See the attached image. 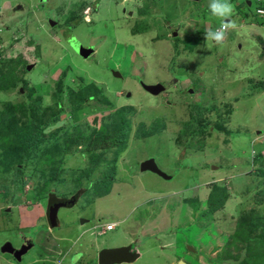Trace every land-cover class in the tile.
Instances as JSON below:
<instances>
[{"label":"rangeland","instance_id":"obj_1","mask_svg":"<svg viewBox=\"0 0 264 264\" xmlns=\"http://www.w3.org/2000/svg\"><path fill=\"white\" fill-rule=\"evenodd\" d=\"M17 1L28 4L12 9ZM231 2L235 28L217 44L205 36L220 23L209 0H0L1 53L22 58L19 80L0 88V98L22 103L34 87L29 96L44 95L46 115L59 100L65 108L58 121L44 124L51 140L40 141L39 149L59 158L67 147L58 162L44 163L42 173L29 174L33 165L24 162L22 189L5 195L0 188V246L26 235L36 243L25 261L51 248L81 249L97 264L95 243L128 239L141 256L115 264H228L221 258L228 248L240 250L230 239L243 215L253 208L264 216V176L254 171L264 163V18L255 13L256 0ZM73 13H85V19L60 29ZM48 16L61 23L58 29ZM186 36L200 40L189 47ZM70 38L94 52L80 55ZM158 81L165 86L158 94L142 85ZM68 87L87 94L72 112ZM19 105L14 115L24 122L26 106ZM118 112L126 125L121 146L105 142L100 129L107 117L120 118ZM72 137L81 139L72 143ZM260 149L263 157L253 162ZM148 156L172 177L141 171L139 162ZM11 172L0 170L1 187ZM215 182L230 195L212 207ZM78 190L77 202L60 205L58 223L50 226L49 193L72 196ZM107 220L117 223L101 226ZM191 243L195 250L187 248ZM15 261L0 250V264Z\"/></svg>","mask_w":264,"mask_h":264},{"label":"trees","instance_id":"obj_2","mask_svg":"<svg viewBox=\"0 0 264 264\" xmlns=\"http://www.w3.org/2000/svg\"><path fill=\"white\" fill-rule=\"evenodd\" d=\"M76 17L80 18L81 15L68 14L63 20L67 24L71 23L73 26L74 24H72V22L76 20ZM199 40V36H186L184 38L186 46L189 47H192ZM0 55V88L7 89L15 86L19 80L15 71L18 68L17 63H20L22 58L14 60L12 57L5 55V53H1V50ZM24 81L26 82V80ZM33 88L34 87L29 86V93H32V90H36ZM60 89H62V85H60L59 90ZM66 92L70 99V112L76 111L87 98V96H85L87 95L85 93V88L77 90L68 87L66 88ZM29 93L27 96L29 99L21 101L22 103H12L10 100L0 98V147L4 148V151L0 150V170H3V166L4 171L5 168H10L12 170L8 183H4V187L0 186V188L5 189V195L17 191L19 188H23L25 183L23 176L24 162H30L33 165L31 166L32 171L30 170L29 174L33 175V172L34 174L36 172L42 173L43 169L47 166L44 165V163L46 164V162L49 161L58 162L60 155L64 152L63 149L67 148L66 146L63 147L59 158H56L54 154L43 155L44 151L39 149V142H47L51 140V135L46 137L43 126L44 124H48V122L58 121L60 113L65 107H63L60 101L57 100L56 107L54 109L49 107V114L46 115V112L43 113L42 108L46 106L48 107L49 103L45 101L44 95L37 93L34 97L32 96L33 98H30ZM19 104L24 105V107L26 106L25 114L27 115V119L24 122L19 121L14 115V109L19 107ZM118 114L119 117L122 115L121 112H118ZM115 116L116 115L107 117L106 123L102 128L100 127V129L106 131L103 133L102 137L105 142L107 139L111 138L112 141L108 142L121 146V139L125 133L126 125L121 117L120 119ZM227 130L229 131L230 129ZM100 136H102V134H100ZM72 138V143L81 139L79 137L75 139L74 137ZM105 142H103V144ZM8 149H13V153H8ZM261 153V149L256 152L253 156V162L258 161L259 158L263 157V154ZM254 171L255 173L261 172L264 176V163L261 165L258 164ZM39 176L42 178L41 174L36 175V177ZM53 176L54 175H52V177ZM48 180H50V177L46 181ZM12 182H14V188L11 186ZM223 184L220 182L214 183V186L216 187L212 189L209 195V201L212 207L223 205L226 198L230 195L227 187ZM81 190L75 192L71 197L66 196V194L60 196L54 191L50 192L48 195L46 211H48L54 203L61 202L62 204L72 205L74 202H77ZM1 192L3 191L1 190ZM236 227L235 233L231 235L230 246H232L231 244L233 242L235 243V248L238 250L236 244H240V250L233 253L230 248L226 249L227 255H224L221 260H226L228 264H264V216L257 211L255 212L252 208L249 210V213L243 215L242 220L239 221ZM238 234L240 235L239 238H237Z\"/></svg>","mask_w":264,"mask_h":264},{"label":"water","instance_id":"obj_3","mask_svg":"<svg viewBox=\"0 0 264 264\" xmlns=\"http://www.w3.org/2000/svg\"><path fill=\"white\" fill-rule=\"evenodd\" d=\"M249 3H251L250 0H248ZM20 7V4H17L15 6L16 9ZM131 12V10H129ZM48 21L50 25H54L57 21L52 19V17H48ZM70 42L72 47L75 49L76 52H78L80 55H83L85 57H88L90 53L94 52L93 46H87L82 44L78 39H71ZM29 67H32V64L29 65ZM114 75H121V71L118 69L113 70ZM144 89L148 91L151 94H158L161 91L165 89V86L162 82H143L142 83ZM20 90H22V87H20ZM127 94H130V91L127 92ZM139 169L141 171L144 170H150L161 177L165 179L171 178V174H168L167 172L163 171L159 165L157 164L155 157L148 156L144 159H142L139 162ZM62 203H54L48 210V221L51 226H55L58 222V209ZM9 207H7L8 209ZM81 222H84L87 219L81 218ZM33 245V241H24L19 247H16L13 245L12 241L6 240L2 243L0 246V250L2 252H10L14 253V255L21 259L23 254L27 252V250ZM187 248L190 250H195L194 245L187 244ZM98 263L99 264H114V263H121V262H132L135 261L137 258L141 256V251L138 249L132 248V242H126V244L121 245H113V246H104L101 247L98 250ZM180 264H189L184 259H180Z\"/></svg>","mask_w":264,"mask_h":264},{"label":"clouds","instance_id":"obj_4","mask_svg":"<svg viewBox=\"0 0 264 264\" xmlns=\"http://www.w3.org/2000/svg\"><path fill=\"white\" fill-rule=\"evenodd\" d=\"M256 1H257V3L255 6V10H256L257 5L259 4V1L258 0H256ZM247 2H248V0H247ZM251 3H253V0ZM208 8L211 12V15L218 18L220 23H219V26L215 28V30H207V29L205 30L206 41L210 40V41H214L217 44H222L224 42L226 36H227L228 31L232 28H235V22L231 20V17L233 16L234 11H235L234 5L231 2V0H209ZM256 11H255V13H257ZM262 14H264V13H262ZM73 15H81L80 18L76 17V20H84L85 19L84 18L85 13H75V14L73 13ZM259 15L263 16L261 14H259ZM48 17H51V16H48ZM48 17H46V18H47V22L49 23ZM57 23H58V21L54 25H56ZM54 25H50V26H54ZM89 186H91V185H89Z\"/></svg>","mask_w":264,"mask_h":264},{"label":"flooded vegetation","instance_id":"obj_5","mask_svg":"<svg viewBox=\"0 0 264 264\" xmlns=\"http://www.w3.org/2000/svg\"><path fill=\"white\" fill-rule=\"evenodd\" d=\"M30 1H32V0H30ZM79 1H75L74 2V4H76V3H78ZM98 2H95V4H94V7H96V6H99L98 4H97ZM17 4H20V7H19V9H23V8H25V6H26V4H28L27 2H25L24 1V3H22L21 1H17L16 2V4L15 5H13L11 8L13 9V8H15V6L17 5ZM53 7V6H52ZM54 8V7H53ZM19 9H17V10H19ZM72 10V9H71ZM74 10V9H73ZM53 12H54V10H52ZM52 12V13H53ZM62 12H63V10H62ZM64 21V20H63ZM79 22V20H75V21H73L72 22V20H71V22L72 23H74L75 22V24L77 23V22ZM58 23H59V21H58ZM58 23L55 25V27H57V29L60 27V24L58 25ZM66 24V22L64 21L63 22V24L61 25V28L60 29H65V27H68L67 25H65ZM70 36H68V37H66V39H68ZM70 40V39H69ZM32 68V67H31ZM71 197V196H70ZM47 212V220H48V211H46ZM58 223V222H57ZM57 225V224H56ZM19 243H17V244H15V246L16 247H19L24 241H33V245L31 246V247H33L34 245H35V243H36V241H35V238L34 237H31V236H26V235H22V236H19ZM13 243V242H12ZM14 245V244H13ZM30 247V248H31ZM29 248V249H30ZM132 248L133 249H135L136 247H135V243L134 242H132ZM28 252H29V250H27V254H28ZM8 253H10V252H8ZM68 252H65V254L63 253V254H61V255H58V257L56 258V256L54 257L55 259L54 260H57V262H58V264H60L61 262H65L66 260H69V262H70V264H75L76 262H78V260H80V258H83L84 260H83V262L84 263H86V264H91V257L87 254V252L86 251H83V250H81V249H79V250H77V251H74V252H70L69 254H67ZM18 261H15L16 262V264H31V262L29 261V263H22L25 259H24V257H25V253L23 254V256H22V258L21 259H18L15 255H14V253H11ZM26 254V255H27ZM70 257V258H69ZM76 257H79V259L78 258H76ZM45 262H48V264L49 263H52L53 262V259L50 257V258H44L43 259V261H40V263L41 264H44ZM96 262H97V264H99L98 263V256H97V260H96ZM115 264V263H114Z\"/></svg>","mask_w":264,"mask_h":264},{"label":"crops","instance_id":"obj_6","mask_svg":"<svg viewBox=\"0 0 264 264\" xmlns=\"http://www.w3.org/2000/svg\"><path fill=\"white\" fill-rule=\"evenodd\" d=\"M251 2H252V0H250ZM249 5H251L252 3H249V2H247ZM263 17V16H262ZM264 18V17H263ZM79 21H81V20H79ZM77 22V21H76ZM78 23V22H77ZM76 23V24H77ZM72 24H74L75 25V22L74 23H72ZM72 26V25H71ZM142 41V40H141ZM95 50V49H94ZM253 82H254V79H253ZM261 82V81H260ZM254 84H255V82H254ZM47 220V219H46ZM48 221V220H47ZM49 222V221H48ZM113 222H115V223H117L116 221H114V220H107V221H105V222H103L102 224H101V226H104V225H106V223H113ZM82 223V222H81ZM50 225V224H49ZM51 226V225H50ZM104 230H107V228L105 229H103L102 231H104ZM36 241V240H35ZM128 242V239H126L125 240V242ZM124 244V243H123ZM113 245H119V244H112V245H109V246H113ZM136 245V244H135ZM91 246H92V244H91ZM95 246H96V249H95V251H96V253H95V256L97 257L98 256V250L101 248V246H99V244L97 243H95ZM103 247V246H102ZM138 248V247H137ZM79 250V249H78ZM74 251H77V250H73V251H69V249H64L63 250V253L65 254V252H68L67 254H69L70 252H74ZM140 251V250H139ZM30 252V251H29ZM28 252V253H29ZM36 253H38L37 251H36ZM35 253V254H36ZM63 253H61L59 250H54L53 248H51V250H48V252H46V254H43V252H40V253H38V254H36L35 256V258H30V260H29V258L25 261H23L22 263H29V261L31 262V264H41L40 263V261H43V259L44 258H52V259H55L54 257L56 256V258L58 257V255H61V254H63ZM141 254H142V252H141ZM91 260H92V258H91ZM132 262H134V261H132ZM44 264H48V262H45ZM49 264H51V263H49Z\"/></svg>","mask_w":264,"mask_h":264},{"label":"built area","instance_id":"obj_7","mask_svg":"<svg viewBox=\"0 0 264 264\" xmlns=\"http://www.w3.org/2000/svg\"><path fill=\"white\" fill-rule=\"evenodd\" d=\"M258 1H259V4L256 7V10H257L256 12L264 16V14H262L264 13V0H258Z\"/></svg>","mask_w":264,"mask_h":264}]
</instances>
